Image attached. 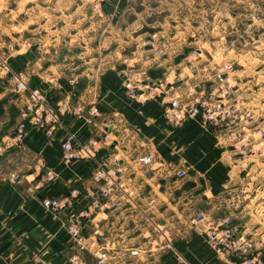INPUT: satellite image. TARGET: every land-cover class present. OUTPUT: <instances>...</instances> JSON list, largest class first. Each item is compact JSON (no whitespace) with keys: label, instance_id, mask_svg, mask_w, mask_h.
<instances>
[{"label":"crops","instance_id":"1","mask_svg":"<svg viewBox=\"0 0 264 264\" xmlns=\"http://www.w3.org/2000/svg\"><path fill=\"white\" fill-rule=\"evenodd\" d=\"M73 16L74 33H69V42L64 28L52 26L46 37L53 39H39L30 48L20 43L22 36L10 40L9 57L0 62V264H34L37 260L68 264L73 255L94 261L101 249L108 251L106 264L117 258H159L165 247L159 225L167 229L170 244L164 249L169 257H175L177 247L187 257L193 243L187 215L192 203L187 197L197 187L198 193L214 194L215 187L205 188L203 183L207 170L202 152L212 148L215 160L216 138L201 133L195 123L172 134L160 102L127 98L128 67L146 71L150 82H155L171 62L151 47L143 48L141 28L133 25L135 21L130 25L126 13L118 17L107 13L101 19L96 13ZM10 31L16 34L12 28ZM23 69L30 75L31 86L46 94L54 112L67 101L70 113L61 116L51 137L29 126L24 143L13 145L9 141L17 124L25 119L27 100L16 91L11 72ZM68 139L75 148L97 142L92 145V158L65 162L63 143ZM172 142L184 146L185 152L172 149ZM148 151L158 152L159 158L175 167L187 161L198 163L201 169L194 177L200 184L175 181L171 172L163 175L166 179L162 182L155 162L148 166L151 169L137 163ZM116 157L126 167L121 188L141 183L140 191L149 193L152 201L139 196L132 202L131 196L118 191L114 202L99 197L101 205L93 206L99 186L93 179L98 163ZM49 171L55 176L53 183L47 182ZM72 189L80 193L73 209L88 213L77 242L72 241L67 227L68 211L55 213L42 203L45 198H64Z\"/></svg>","mask_w":264,"mask_h":264},{"label":"rangeland","instance_id":"2","mask_svg":"<svg viewBox=\"0 0 264 264\" xmlns=\"http://www.w3.org/2000/svg\"><path fill=\"white\" fill-rule=\"evenodd\" d=\"M73 13H96L98 19L107 13H126L130 25L135 21L133 25L141 28L143 48L151 47L171 62L158 81L150 82L146 71L136 66L125 70L126 79L137 75L146 85L160 88L155 100L162 105L172 134L195 123L201 133L217 141L215 160L212 148L202 152L207 170L203 183L205 188L215 187L214 194L198 193L197 187L187 197L192 203L187 215L193 238L188 256L177 247L175 257H169L164 249L170 244L167 229L159 225L165 246L159 258H117L109 264H247L253 259L264 264V0H0V62L9 57L10 40L22 36L20 43L30 48L39 39L50 41L52 37L46 35L52 26L64 28L69 42ZM11 28L16 34L10 33ZM197 99L205 105L204 114L173 126L167 114L170 102ZM218 101L223 111L217 122L205 121L211 107L221 110ZM171 148L185 152L184 146L173 142ZM152 154L162 182L171 172L175 181L200 184L194 177L201 169L198 163L187 161L175 167L159 158L158 152ZM150 165L141 167L151 169ZM134 183L121 188L123 195L131 196L132 202L139 196L152 201L149 193L140 191L141 183ZM121 190L113 191L111 202ZM243 241L244 248L239 245Z\"/></svg>","mask_w":264,"mask_h":264},{"label":"built area","instance_id":"3","mask_svg":"<svg viewBox=\"0 0 264 264\" xmlns=\"http://www.w3.org/2000/svg\"><path fill=\"white\" fill-rule=\"evenodd\" d=\"M1 60V57H0ZM137 75H131L128 77L125 88L127 98L130 101H148L156 99L160 95V88L156 84L146 85L144 80ZM12 82L18 93L23 94L26 97L27 103L23 110L25 119L20 121L15 127V133L10 139L9 143L13 145H22L25 141L26 130L29 126L37 127L43 130L46 135L52 136L56 125L61 124V116L70 113V104L67 101H62L58 105V110L54 112L49 105L46 94L38 87H32L30 84V75L28 71L21 70L18 72H11ZM220 81H224V73L219 75ZM171 108L167 110L168 117L173 126H180L186 119L195 118L204 114V103L196 101H189V103L180 104L178 101L170 102ZM217 107L222 108V102L218 101ZM96 114L99 111L93 108ZM223 109L217 111L213 107L205 114V121L217 122L220 117V113ZM109 136L106 135L105 139ZM97 142H91L87 144H80L77 148L74 147L72 141L69 139L63 143V159L65 162H71L73 160L86 159L92 152V145ZM154 162V155L152 153L141 155L137 158V163L140 165L152 164ZM126 171L125 165L120 158H113L110 161H104L98 163L96 172L93 175L94 181L99 185L94 196L97 200L93 202V206H100L101 200L99 197L111 202V196L114 190L120 189L119 177H121ZM47 182L53 183L55 181L54 174L49 171L47 174ZM123 191V190H121ZM99 193V194H98ZM78 189H72L70 193L64 198H45L42 203L43 206L55 213L68 211L67 227L71 234L73 242H77L82 237V223L88 216L86 210L78 211L74 210V199L79 196ZM243 241L239 243L240 246L246 247L247 243ZM108 260V251L101 249L94 261H85L79 255H73L68 264H106ZM34 264H54L50 260H37ZM247 264H258L256 260H248Z\"/></svg>","mask_w":264,"mask_h":264}]
</instances>
